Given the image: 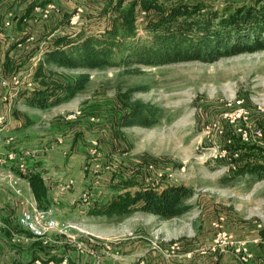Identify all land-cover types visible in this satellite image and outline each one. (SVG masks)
Segmentation results:
<instances>
[{"label":"rangeland","instance_id":"1","mask_svg":"<svg viewBox=\"0 0 264 264\" xmlns=\"http://www.w3.org/2000/svg\"><path fill=\"white\" fill-rule=\"evenodd\" d=\"M63 1L60 16L56 7L50 19L37 24L33 17L25 25L30 26L32 34L43 29L38 42L21 40L23 46L16 51L19 68L27 66L25 69L29 70L35 64V69L42 57L40 51L52 47L55 36L71 33L78 39L98 33L115 15L113 9L104 13L97 0L93 3L98 4L90 0ZM142 1L136 0L138 10ZM158 1L166 6L179 1L202 2L221 10L227 6L254 5L257 0ZM260 5H264V0ZM140 12L138 26L142 29L154 13ZM64 14L70 15L69 22ZM132 68H136L135 72L119 67L93 70L46 67L48 81L62 83L87 73L90 82L70 102L47 110L27 108L23 102L14 107L19 116L29 113L35 130L46 136V144L62 140L61 146L67 147L60 152L66 159L76 157L85 162L87 174L93 177L88 191L96 192L98 187L101 197L109 194L110 198L100 201L91 197L88 203L100 202L98 205L105 207L113 199L111 191L116 194L127 188L160 190L183 185L195 192L187 200L193 209L166 220L169 222L154 216L152 226H101L102 229L112 232V239L127 240L140 234L160 245L167 239L180 242L200 234L212 241L214 224L233 226L237 222L249 231L258 224L264 225V177L237 173L238 164L247 161L264 166V51L222 57L212 63L192 61ZM33 75L34 72L30 77ZM137 103L157 110V117L148 119L155 123L153 126H124ZM233 112H243L234 124L227 117ZM73 114L76 119L70 122ZM58 122L64 128L54 135L52 127ZM68 124L75 128L72 133L67 130ZM245 130L250 133L249 140L242 137ZM72 141L75 151H71ZM236 145L242 147L235 149ZM74 231L86 235L79 226H73L69 233L75 234Z\"/></svg>","mask_w":264,"mask_h":264},{"label":"crops","instance_id":"2","mask_svg":"<svg viewBox=\"0 0 264 264\" xmlns=\"http://www.w3.org/2000/svg\"><path fill=\"white\" fill-rule=\"evenodd\" d=\"M9 1L15 4V0ZM70 1L79 3L81 0ZM90 1L92 4H98L93 3L94 0ZM97 1L100 2L98 5L102 10L110 0ZM2 3L6 1L2 0ZM52 4L59 8L57 13L60 16V6H63L65 2L53 0ZM19 12L16 4L11 15H19ZM37 14L34 12L33 16L39 24L42 20L53 17L55 10L48 18ZM32 19L33 17L25 19L22 25L15 22L14 27L10 29L2 24L5 19L1 21L0 70L6 76L17 72L27 78L35 71V64L29 70L27 66L19 68L16 55V51L23 46L21 40L37 42L41 40L39 34L42 33L43 28L37 29V34L34 32L32 34L30 26L28 28L25 26L26 23L32 22ZM68 35L76 34L68 33ZM30 44L33 46V43L29 42L28 45ZM15 45H17L16 48ZM46 50L40 51V55L42 56ZM20 89L17 97L8 102L1 101L0 97V157H4L10 151L34 152V158L27 160L28 168L30 173H39L43 177L54 216L60 224L69 223L72 226H79L86 235L74 231L75 241L58 233H55L49 241L30 238L20 228L19 217L28 207L29 201L35 199L30 184L20 173L17 163L5 162L0 164V264H35L38 261L42 264H51L60 262L64 257H69L73 264H264V225L261 224L251 231L237 222L233 226H225L224 223V226L214 224L212 227L215 237L212 241L201 234L180 242L167 239L160 242V245L140 234L129 236L127 240L110 238L113 235L112 232L104 231L101 226H152L151 223L156 220V217L136 212L128 217L109 218L103 214V207L98 205L100 202L88 203L87 200L91 197H96L95 201L97 199L100 201L104 197L110 198L107 197L109 194L101 197L102 191L98 190V187L96 192L91 189L88 191L87 188L92 185L93 177L87 174L85 162L76 157L66 159L60 152L66 146V144L61 146L62 140L58 139L55 143L46 144V136L35 130L34 123L29 121V113L25 112L20 116L16 114L14 107L18 102H23L24 106L30 108L24 102L28 95L27 89L22 85ZM34 118L40 119L38 116ZM53 126H55L52 127L54 135L55 131L64 128L60 122ZM72 126L73 124H68L69 133L75 130ZM70 146L71 151H75L73 141ZM11 173L22 176L19 183L22 195L16 194L9 185L8 176ZM124 192L125 190L114 194V191H111L112 198L115 199L117 195ZM86 193L90 195L86 196ZM214 208L219 209V206ZM204 227L207 229L209 226ZM243 227L244 230H242ZM221 231H225L229 236L225 248L216 244ZM42 245L46 247L45 251L41 249ZM46 258L49 259L47 262L44 261Z\"/></svg>","mask_w":264,"mask_h":264},{"label":"trees","instance_id":"3","mask_svg":"<svg viewBox=\"0 0 264 264\" xmlns=\"http://www.w3.org/2000/svg\"><path fill=\"white\" fill-rule=\"evenodd\" d=\"M4 1L6 3L0 0V26L4 25L16 4L20 11L19 15L10 17V28L14 27L15 22L22 25L25 19L34 17L36 7L45 8L53 2L15 0L13 4L9 0ZM262 1L257 0L254 5L227 6L219 10L202 2L179 1L166 6L158 0H143L138 10L136 0H110L102 11L105 13L113 9L115 15L102 31L78 39L68 34L55 36L54 45L47 48L35 67L33 86L27 90L24 102L31 108L47 110L70 102L90 82V75L87 73L62 83L48 81L46 67L65 70L119 67L135 72L136 68L132 67L140 65L163 66L192 61L212 63L222 57L264 51ZM138 11L154 13L142 29L138 26ZM65 18L69 22L70 15L66 14ZM157 114L155 108L137 103L125 119L124 126L151 127L155 123L149 120L155 119ZM238 147L236 145L235 149L242 146ZM238 167L240 170L237 173L241 176L264 177L262 164L247 161L238 164ZM25 179L30 184L37 204L41 208L50 209L48 188L41 174L29 173ZM194 195L192 188L183 185L168 186L160 190L146 187L132 191L127 188L103 207L102 212L109 218L128 217L142 212L166 221L189 213L193 205L188 204L187 200ZM20 228L33 238L28 231L21 226ZM42 247L45 251L46 247ZM48 260L46 258L44 261Z\"/></svg>","mask_w":264,"mask_h":264},{"label":"built area","instance_id":"4","mask_svg":"<svg viewBox=\"0 0 264 264\" xmlns=\"http://www.w3.org/2000/svg\"><path fill=\"white\" fill-rule=\"evenodd\" d=\"M56 9V6L53 4H49L46 8L36 7L34 12L39 13L43 18H48L52 11ZM12 15L5 20L4 27L10 28L12 26V21L10 20ZM21 85L25 86L27 90H30L33 86V81L30 76L24 77L19 73L15 72L9 76H6L0 70V97L1 101L8 102L17 95L21 91ZM243 112H233V114L228 115V120L231 123H236L240 118H242ZM76 119V115L73 114L70 120ZM256 135L261 136L260 131L255 132ZM242 137L244 140H249L250 133L248 131H242ZM34 158V152L30 150L23 151H10L4 155V157H0V164L11 161L16 162L19 168L20 173L23 176H27L30 171L28 168V159ZM22 180V176L15 175L11 173L8 176L9 185L13 188L16 194L22 195V189L19 186L20 181ZM19 225L26 231H28L34 239L37 240H51L52 236L55 233L64 235L71 240H76V236L74 234L69 233L70 229H72V225L69 223L60 224L59 221L54 217L53 210L41 208L35 200H30L28 207L22 211L19 217ZM229 236L225 231H221L218 234L216 239V244L221 247H225L227 245V240ZM35 264H42V262L38 261ZM51 264H73L69 257H64L60 262L51 263Z\"/></svg>","mask_w":264,"mask_h":264}]
</instances>
